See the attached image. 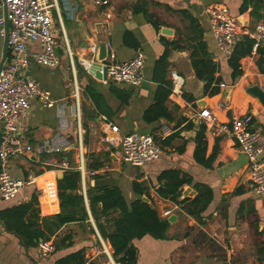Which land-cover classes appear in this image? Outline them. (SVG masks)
<instances>
[{
    "label": "crops",
    "instance_id": "1",
    "mask_svg": "<svg viewBox=\"0 0 264 264\" xmlns=\"http://www.w3.org/2000/svg\"><path fill=\"white\" fill-rule=\"evenodd\" d=\"M45 1L53 5V31L60 64L54 68L32 64L27 76L48 88L56 104L45 107L32 99L30 107L23 112L20 122L23 140L31 144L34 150L28 156L12 157L6 169L15 178L36 177V183L23 186L17 196L9 201L3 200L0 194V211L26 203L37 193L41 217L59 213L58 171L51 162L67 159L82 171V189L89 219L67 223L58 230L51 238L54 243L66 239V244L72 242V245L60 247L44 258L39 255L37 246L27 248L19 236L10 232L0 216V264H55L58 259L81 250L85 251L86 260L94 254V247L102 242L110 255L99 254L93 262H115L113 248L102 236L87 197L88 183L117 185L112 181L117 179L123 170L122 164L126 163L121 157V146L113 148L102 140L106 131H109L104 117L119 127L120 136L134 131L155 135L165 126L168 129L165 138L156 136L162 150L160 158L141 167L134 166L136 169L126 174L130 181L126 184L127 195L117 185L129 201L140 197L133 189V182L138 180L149 188L150 198L159 212L162 211L161 215L164 210H171L176 204L162 198L157 192L161 184L158 176L168 169L181 170L190 175L194 182L207 184L213 190V200L203 213L204 223L187 215L179 207L167 216L174 215L175 219L170 222L166 239H155L150 235L135 239L137 264H264V198L258 196L252 185L246 154L233 137L219 134L215 127L206 126V157L216 151L212 166L206 167L194 157L197 136L203 125V119L198 116L202 109L198 106L201 99L206 101L203 108L210 109L218 123L230 121L233 115L250 113L254 117L255 127L264 130V105L248 91L254 85L264 90V73L257 65L258 54L253 52L241 60L243 75L233 83L232 69L228 64L232 51L226 53L217 45L207 6L226 4L239 18L247 16L249 28H254L263 20L252 18L251 9L240 14L242 0H109L108 4L101 6L95 4V0ZM142 8L147 9L153 17L145 14ZM5 13V6H0V18H5ZM163 28L171 29V34L163 33ZM126 31L133 32L140 47L135 49L125 45L123 37ZM62 40L69 58L71 78L62 66V52H59L64 47ZM102 42L113 45L117 61L134 57L138 50L145 53L144 79L139 87L131 89L124 83L100 80L84 69L83 60L98 59ZM95 45L97 52L93 53L92 47ZM40 48L39 43L29 44L31 52H37ZM196 48L197 58L208 53L219 65L216 76H221L223 83L216 95H205V81L196 75L192 58ZM166 51L169 61L166 78L170 80V71L177 70L185 79V93L193 97L194 101H187L183 96L178 98L179 104L170 94L167 101L170 118L161 117L148 123L143 119V113L155 100L160 85L155 78V65ZM10 55L6 37L0 32V66ZM222 85L232 87L229 95ZM88 86L103 96L101 107L109 109L110 115L98 111L86 91ZM124 88L132 90L127 102H123L117 94L118 89ZM77 108L81 113L79 121L75 117ZM93 112L96 116L92 118ZM41 143L50 147L60 145L61 151L39 150ZM102 152L109 156L104 158V168L94 171V174L103 176L93 179L89 177L94 175L93 171L86 168L87 157L89 153ZM108 163L113 166L110 168ZM47 174H52L55 185L56 201L53 203L47 201V182L41 184L38 180ZM188 187L196 190L192 185H185L183 191ZM238 188L240 190L236 191ZM181 198H184L183 194ZM47 207L54 210L47 212Z\"/></svg>",
    "mask_w": 264,
    "mask_h": 264
},
{
    "label": "built area",
    "instance_id": "2",
    "mask_svg": "<svg viewBox=\"0 0 264 264\" xmlns=\"http://www.w3.org/2000/svg\"><path fill=\"white\" fill-rule=\"evenodd\" d=\"M108 3L109 0H95V4L99 6ZM0 6H5L7 9L10 24L7 46L11 55L3 62L0 69V194L3 200L9 201L17 196L23 186L36 183V177L15 178L6 169L12 157L28 156V153L34 150L31 144H26L23 140L21 116L30 107L32 99L38 100L45 107L56 104L52 92L35 79L28 77L27 70L32 64L57 67L60 58L56 53L52 4L45 0H1ZM206 11L212 33L222 51L226 53L232 51L236 41L243 35L254 39L253 52L264 46V21L257 23L254 28L243 26L239 16L234 15L231 9L222 3L210 4ZM0 25V32L6 37L5 18H0ZM31 43H39L40 50L31 52L29 49ZM106 47L107 54L103 63L107 67L108 79L105 81L124 83L133 88L139 87L144 79L145 53L138 50L134 57L117 61L113 45L108 42ZM92 51L97 52L96 45L92 47ZM93 61L95 60H83L84 69L88 73ZM170 80L171 95L182 98L185 93L184 77L177 70H171ZM78 94L79 91L76 89V95ZM198 116L203 119L202 122L207 127H215L219 134L236 140L248 158L250 180L255 192L264 198V130L255 127L253 115L250 113L233 115L230 121L218 123L210 109L202 108ZM75 117L78 121L81 119L79 108ZM104 120L109 131H106L102 140L113 148L121 146V157L124 162L141 167L149 161L160 158L162 150L156 136L165 138L167 126L155 135L134 131L126 136H120L119 127L106 117ZM38 149L61 151V146L50 147L41 143ZM51 165L58 172L72 168L67 159L60 162L53 161ZM94 173L93 171L92 174ZM178 209L179 206L175 205L171 210H164L162 215L167 217ZM37 250L41 257H49L55 250L54 240L40 241ZM99 254L110 255L104 242L96 245L94 254L88 256L81 264H92Z\"/></svg>",
    "mask_w": 264,
    "mask_h": 264
},
{
    "label": "trees",
    "instance_id": "3",
    "mask_svg": "<svg viewBox=\"0 0 264 264\" xmlns=\"http://www.w3.org/2000/svg\"><path fill=\"white\" fill-rule=\"evenodd\" d=\"M264 0H242L239 7L240 14L250 10V16L256 21H264ZM143 9V8H142ZM149 17L147 9H143ZM234 15V12H232ZM154 23L157 21L153 18ZM125 45L137 49L140 47L139 40L133 32L126 31L123 37ZM254 39L243 35L235 44L229 58L228 64L232 69L233 83L243 75L241 60L253 53ZM201 45H204L203 43ZM198 49L192 52L193 66L196 75L205 81L204 92L207 96H213L221 91L223 79L216 76L219 71V65L214 62L209 54L197 58ZM258 54L257 65L259 70L264 73V46L256 51ZM168 51L159 57L155 65V78L160 82L155 94V100L143 113L145 122L151 123L161 117L170 118L167 107V101L171 94V80L166 78L169 66ZM117 94L123 102H127L132 96L130 89H118ZM87 93L94 101L98 111L110 115L109 109H103L100 101L103 96L96 92L92 87L86 88ZM187 101H194V98L184 93ZM96 114L93 112L92 118ZM206 125L201 126L197 136V146L194 157L198 163L211 167L216 151L206 157ZM106 152L89 153L86 168L88 171H98L104 168V158L108 157ZM71 169L63 172L62 178L58 180L60 212L53 215L41 217L38 208V195L34 193L32 198L22 204L14 205L10 208L0 211L1 218L5 221L6 227L10 232L19 236L23 244L27 247H36L42 240H50L58 230L65 224L71 222H81L89 219L86 206V199L82 189V171L75 165ZM103 174H94L89 177L99 179ZM39 182L46 184L47 201L53 203L56 201L55 185L52 174H47L38 178ZM160 187L157 189L159 195L164 199L173 201L187 215L203 222V213L213 200V190L204 183L194 182L193 178L178 169L164 170L158 176ZM185 185H192L196 190L195 196L182 197ZM162 186V188H161ZM134 191L140 196L133 201H129L123 190L117 185H91L87 184V197L91 212L96 220L102 236L109 241L113 248V258L117 264H137L138 249L134 244L135 239H141L150 235L155 239H166L167 232L171 225L169 219L159 212L158 207L150 198L149 188L144 182L135 180L133 182ZM238 188L236 191H239ZM146 195L149 201L143 200ZM151 199V200H150ZM53 208L47 207L46 211L51 212ZM41 221V222H40ZM55 242V250L60 247L72 245V242L66 244ZM263 250V249H262ZM264 251V250H263ZM85 251H77L66 257L58 259L55 264H81L85 261ZM92 264H102L93 262Z\"/></svg>",
    "mask_w": 264,
    "mask_h": 264
},
{
    "label": "water",
    "instance_id": "4",
    "mask_svg": "<svg viewBox=\"0 0 264 264\" xmlns=\"http://www.w3.org/2000/svg\"><path fill=\"white\" fill-rule=\"evenodd\" d=\"M239 20L243 26H247L249 24V19L245 15L241 16L239 18ZM5 22H6V40H7L8 33H9V20H8V15H7V9H6V13H5ZM162 32L171 34L172 30L169 28H163ZM106 54H107L106 42H102L100 44V53H99L98 59L96 61H93L92 66H91L90 71H89L97 79H100V80H107L108 79L107 67L103 63L104 60L106 59ZM3 62H4V60H3ZM3 62H2V64H3ZM2 64L0 66V69L2 67ZM132 88L133 87H131V89ZM224 91L226 93H228V95H229V93L232 91V87L227 86L224 88ZM248 91L250 93H252L253 95L257 96L260 99V101L262 102V104L264 105V90L262 88H260L258 85H254V86L250 87L248 89ZM172 99L175 100L176 102H178L179 104H181V102L178 100V98L175 95H172ZM205 105H206V101L204 99H201L198 101V106H200L201 108L205 107ZM57 176L59 179L62 178L63 172L59 171L57 173ZM93 183H94V181H93ZM161 188H162V186H161ZM192 194H195V195L197 194V192L195 190H193L192 187H188L183 191L184 197L190 196ZM143 200L149 201V198L147 196H143ZM168 219L170 222H173L175 219V216L174 215L170 216ZM112 264H113V262H112Z\"/></svg>",
    "mask_w": 264,
    "mask_h": 264
},
{
    "label": "rangeland",
    "instance_id": "5",
    "mask_svg": "<svg viewBox=\"0 0 264 264\" xmlns=\"http://www.w3.org/2000/svg\"><path fill=\"white\" fill-rule=\"evenodd\" d=\"M61 44L64 45V47H62L61 50L59 51V52H62L61 53L62 57H63V65L62 66L66 68V70L68 72V75L71 78L72 74H71V70L69 68V58H68L67 54H65L64 48H66V47H65V44H64L63 40H62ZM125 85H127V84H125ZM127 86H130V85H127ZM108 164H109L110 168L113 166V164H111V163H108ZM121 167L123 169L122 172L120 174H118L117 175V179L113 180L112 182L114 184L119 185L124 190V192L127 195L128 192H127V189H126V184L129 183L130 181H129V179H128L126 174L127 173H131L134 169H136V167H134L133 165H131L129 163H123ZM160 212H162V211L160 210Z\"/></svg>",
    "mask_w": 264,
    "mask_h": 264
}]
</instances>
